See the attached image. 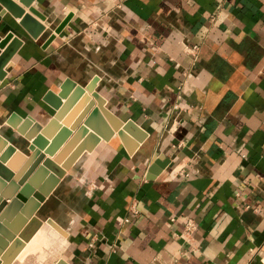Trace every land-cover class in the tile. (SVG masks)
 I'll list each match as a JSON object with an SVG mask.
<instances>
[{
  "label": "crops",
  "instance_id": "obj_1",
  "mask_svg": "<svg viewBox=\"0 0 264 264\" xmlns=\"http://www.w3.org/2000/svg\"><path fill=\"white\" fill-rule=\"evenodd\" d=\"M31 5L37 39L0 4V219L34 164L23 119L70 169L0 220V264H264V0Z\"/></svg>",
  "mask_w": 264,
  "mask_h": 264
},
{
  "label": "water",
  "instance_id": "obj_2",
  "mask_svg": "<svg viewBox=\"0 0 264 264\" xmlns=\"http://www.w3.org/2000/svg\"><path fill=\"white\" fill-rule=\"evenodd\" d=\"M20 3H22L24 6L28 7V10L26 11L23 7H20L18 5V3H16V1L14 0H0V4L3 6V8H5L13 17L18 18L19 19V24L22 26V28L34 39H37L46 29V26L41 23V21H38V19L35 17H39L40 19L45 20L46 18L44 17V15H42L35 7H33L31 4L34 0H19ZM66 20H64L57 28H56V32H60V30L62 29V27L65 25ZM52 36V35H51ZM12 38L11 33L8 35H5L3 37L0 36V49L4 48L6 44L8 43V41ZM18 38V37H17ZM52 38V37H50ZM17 43H21L22 41L18 38L16 39ZM14 52V47H10L8 49H6L2 54L0 51V79L3 80L4 75L6 74V71L2 68V66L4 65L5 62H7V60H9ZM67 82H72L71 80H68ZM9 123H11V121H9ZM30 123V120L28 118L23 119L22 120V124L17 127V131L19 133L24 134L27 139L31 140L30 143V149L32 148V146L34 145L37 149L33 151V154L31 156V159H33L32 162H34V164L32 165V167L29 169L28 173L26 174V176H24L22 178L19 177L17 180V184L16 185H12V191L13 192L14 189H17L16 191H19V195L16 196L15 199H13L11 201L10 204L7 205V203H3V208H5L6 206H8V209L5 211V213H3L2 217L0 220H3L5 217H9V209L14 207L15 205H18L19 200L21 201V199L28 197L30 198L34 191L35 188L37 187V189H39V193L40 195L36 194L35 198L31 200V204L33 206L32 209H37L40 206L41 202L45 201V198L50 194V192L53 190V188L58 184L59 179L62 178L66 172V170L70 169L69 165H65L64 168H59L57 167L56 163L51 160L50 158H45V153H48L49 155H53L54 154V145H50L49 143L46 145V139H44V135H37L34 136V132L32 133H26L25 129L27 127V125ZM54 123L53 120H51L49 122V124ZM48 124V125H49ZM133 125L132 122L128 123L127 126L129 125ZM45 128H41L42 133H45L46 135H48V137L50 136L49 133H47V127ZM130 125V126H131ZM135 126V125H134ZM40 128V125H35V129ZM0 144L2 146V148H7L5 153L0 156V162H3L6 160V157L8 156L9 153H11L12 151L14 152L16 150V148L14 147V145L12 143H9L3 136L0 135ZM32 144V145H31ZM39 149H44L46 150L45 153H40ZM56 160H59L60 157H55ZM39 164H41V166L39 167ZM50 170L53 174L51 175L49 181L47 183H45L44 185L40 186V184L38 183V181L40 180V178L48 171ZM34 176L28 181L29 177L33 174ZM5 199H11L13 198L12 196H9L10 193H5ZM2 201H0L1 203ZM25 213L27 215H30L29 211L24 210ZM53 226L56 227V225L52 222L49 221ZM10 237V235H8ZM6 241L4 240H0V245L2 247H4L6 245ZM58 264H64L63 262H59Z\"/></svg>",
  "mask_w": 264,
  "mask_h": 264
},
{
  "label": "built area",
  "instance_id": "obj_3",
  "mask_svg": "<svg viewBox=\"0 0 264 264\" xmlns=\"http://www.w3.org/2000/svg\"><path fill=\"white\" fill-rule=\"evenodd\" d=\"M186 50L188 52L192 53L193 55H195L197 53L198 46L188 47ZM185 175H187V173H185ZM130 211L135 215L139 213L136 201H133L131 203ZM172 220H174V218H172ZM196 227H197V225L192 218L189 217L185 220V222H184L185 234L190 235L196 229Z\"/></svg>",
  "mask_w": 264,
  "mask_h": 264
},
{
  "label": "bare ground",
  "instance_id": "obj_4",
  "mask_svg": "<svg viewBox=\"0 0 264 264\" xmlns=\"http://www.w3.org/2000/svg\"><path fill=\"white\" fill-rule=\"evenodd\" d=\"M41 236V235H40ZM42 237V236H41ZM29 241V240H28ZM38 251V250H37ZM29 252V251H28ZM30 254V253H29Z\"/></svg>",
  "mask_w": 264,
  "mask_h": 264
}]
</instances>
